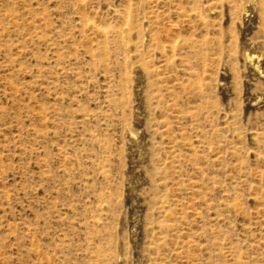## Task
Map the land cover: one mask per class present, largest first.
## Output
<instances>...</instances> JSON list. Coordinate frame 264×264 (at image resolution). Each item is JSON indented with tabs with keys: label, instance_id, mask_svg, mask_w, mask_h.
Instances as JSON below:
<instances>
[{
	"label": "rangeland",
	"instance_id": "rangeland-1",
	"mask_svg": "<svg viewBox=\"0 0 264 264\" xmlns=\"http://www.w3.org/2000/svg\"><path fill=\"white\" fill-rule=\"evenodd\" d=\"M0 264H264V0H0Z\"/></svg>",
	"mask_w": 264,
	"mask_h": 264
},
{
	"label": "bare ground",
	"instance_id": "bare-ground-1",
	"mask_svg": "<svg viewBox=\"0 0 264 264\" xmlns=\"http://www.w3.org/2000/svg\"><path fill=\"white\" fill-rule=\"evenodd\" d=\"M245 5V4H244ZM132 18V13H128V19H131ZM126 19V18H125ZM130 35V34H129ZM135 34L134 33H131L130 37L134 36ZM126 40V39H125ZM258 58H259V55H257L256 53H250V52H247L246 55H245V60L246 62H248L249 64L252 65V67L255 69V70H258L261 72L260 70V66H259V61H258ZM132 133V132H131Z\"/></svg>",
	"mask_w": 264,
	"mask_h": 264
}]
</instances>
